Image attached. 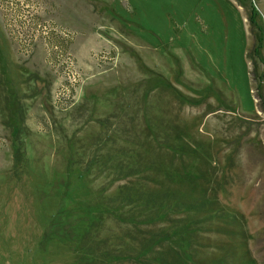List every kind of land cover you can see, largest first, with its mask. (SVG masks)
I'll list each match as a JSON object with an SVG mask.
<instances>
[{
  "label": "rangeland",
  "instance_id": "1",
  "mask_svg": "<svg viewBox=\"0 0 264 264\" xmlns=\"http://www.w3.org/2000/svg\"><path fill=\"white\" fill-rule=\"evenodd\" d=\"M0 264H264V0H0Z\"/></svg>",
  "mask_w": 264,
  "mask_h": 264
}]
</instances>
